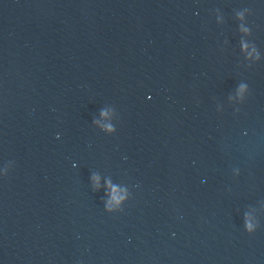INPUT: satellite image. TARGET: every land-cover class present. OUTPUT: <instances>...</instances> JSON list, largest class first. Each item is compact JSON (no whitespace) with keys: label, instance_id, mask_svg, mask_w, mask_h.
<instances>
[{"label":"water","instance_id":"1","mask_svg":"<svg viewBox=\"0 0 264 264\" xmlns=\"http://www.w3.org/2000/svg\"><path fill=\"white\" fill-rule=\"evenodd\" d=\"M0 264H264V0H0Z\"/></svg>","mask_w":264,"mask_h":264}]
</instances>
